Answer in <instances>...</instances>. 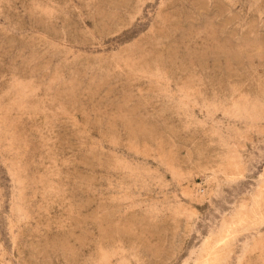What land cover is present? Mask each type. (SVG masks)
<instances>
[{
	"label": "rangeland",
	"instance_id": "rangeland-1",
	"mask_svg": "<svg viewBox=\"0 0 264 264\" xmlns=\"http://www.w3.org/2000/svg\"><path fill=\"white\" fill-rule=\"evenodd\" d=\"M0 264H264V0H0Z\"/></svg>",
	"mask_w": 264,
	"mask_h": 264
}]
</instances>
